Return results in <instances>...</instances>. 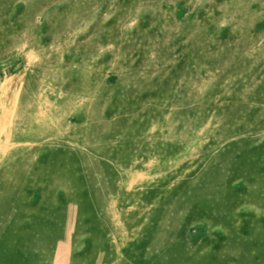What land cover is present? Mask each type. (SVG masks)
Masks as SVG:
<instances>
[{"label":"rangeland","instance_id":"374dc122","mask_svg":"<svg viewBox=\"0 0 264 264\" xmlns=\"http://www.w3.org/2000/svg\"><path fill=\"white\" fill-rule=\"evenodd\" d=\"M0 264H264V0H0Z\"/></svg>","mask_w":264,"mask_h":264}]
</instances>
